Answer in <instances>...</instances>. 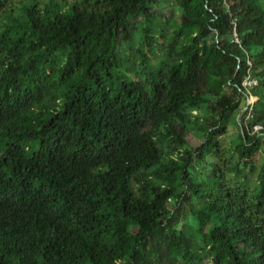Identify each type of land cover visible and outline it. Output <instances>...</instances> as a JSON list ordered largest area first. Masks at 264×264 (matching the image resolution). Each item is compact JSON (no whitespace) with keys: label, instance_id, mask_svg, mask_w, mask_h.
<instances>
[{"label":"trees","instance_id":"1","mask_svg":"<svg viewBox=\"0 0 264 264\" xmlns=\"http://www.w3.org/2000/svg\"><path fill=\"white\" fill-rule=\"evenodd\" d=\"M203 259L264 264V0H0V264Z\"/></svg>","mask_w":264,"mask_h":264},{"label":"rangeland","instance_id":"2","mask_svg":"<svg viewBox=\"0 0 264 264\" xmlns=\"http://www.w3.org/2000/svg\"><path fill=\"white\" fill-rule=\"evenodd\" d=\"M163 2L165 3V0H163ZM173 3V1H170V4H172ZM173 8V7H172ZM165 12L166 13H169V9H166L165 10ZM162 18H164V16H161V19ZM256 83V81L255 80H253V79H248V77H245V79H244V81H243V84H245V85H250V84H255ZM255 99H256V97H254V96H248L247 98H246V104H249V105H252V103L255 101ZM246 117V116H245ZM259 126L258 125H254V127H253V129H252V132L251 133H254V132H258V130H259ZM187 137V140H188V143L190 144V145H192V146H196L197 144H199V140L196 138V137H193V136H191V135H187L186 136ZM257 158H259V159H261V156H262V152H261V150H259V151H257ZM188 210H189V206L187 205V204H181V212L183 213V214H185V213H187L188 212ZM188 220V219H187ZM183 221H184V219H183ZM188 225V226H187ZM194 224H192L190 221H189V224L187 223L186 225H185V227L186 228H191L192 230H193V226ZM205 261V262H204ZM206 261H207V263L208 264H210V262H209V260H207V259H203V263H206Z\"/></svg>","mask_w":264,"mask_h":264},{"label":"bare ground","instance_id":"3","mask_svg":"<svg viewBox=\"0 0 264 264\" xmlns=\"http://www.w3.org/2000/svg\"><path fill=\"white\" fill-rule=\"evenodd\" d=\"M263 132V131H262Z\"/></svg>","mask_w":264,"mask_h":264}]
</instances>
